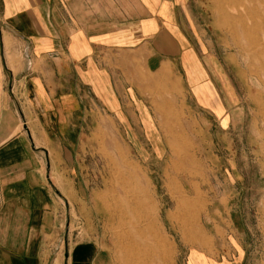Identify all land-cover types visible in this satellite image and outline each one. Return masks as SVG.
Instances as JSON below:
<instances>
[{"label": "rangeland", "instance_id": "1", "mask_svg": "<svg viewBox=\"0 0 264 264\" xmlns=\"http://www.w3.org/2000/svg\"><path fill=\"white\" fill-rule=\"evenodd\" d=\"M178 1L174 59L149 67L138 51L130 85L121 78L84 99L73 165L58 172L72 186L58 189L67 203L50 239L54 264L81 242L97 247V264H126L129 239L118 241L122 226L107 217L136 184L147 188L166 264H264V12L245 10L257 0H220L222 10L217 0ZM162 68L175 81L169 92L145 77ZM138 243L134 264H151Z\"/></svg>", "mask_w": 264, "mask_h": 264}, {"label": "crops", "instance_id": "2", "mask_svg": "<svg viewBox=\"0 0 264 264\" xmlns=\"http://www.w3.org/2000/svg\"><path fill=\"white\" fill-rule=\"evenodd\" d=\"M178 4L0 0V264H54L50 239L67 203L58 189L72 186L58 172L73 165L84 99L121 78L130 85L138 51L149 67L174 59ZM97 256L81 242L61 263L97 264Z\"/></svg>", "mask_w": 264, "mask_h": 264}, {"label": "bare ground", "instance_id": "3", "mask_svg": "<svg viewBox=\"0 0 264 264\" xmlns=\"http://www.w3.org/2000/svg\"><path fill=\"white\" fill-rule=\"evenodd\" d=\"M233 1H238V0H224L223 2H226L227 5H231ZM240 1H244V0H240ZM245 1L253 2L252 0H245ZM216 6L218 9L222 10L221 7L222 5L220 3V0H217ZM245 10L247 12L250 11L251 13L258 15L259 13L264 12V3L261 0H257L252 5L246 6ZM223 11H225V9ZM240 22L242 24L241 27L244 30V32L245 33L248 32V28H246V26L244 25L241 19ZM169 74L170 73L167 71L166 68H162L158 71V73L155 76L148 74L145 77L146 80H148L149 82H154L157 78L160 79L165 86V91L169 92V90H173L175 87V81L169 80L168 77ZM135 187H136V191H135L136 193L135 194L132 193L133 194L132 198L126 200L122 209L119 208L114 213L108 214L107 219L110 222H114L115 220H118L120 222L122 227L115 232V237L118 239V241H121L124 238L129 239V243L126 242L127 245L121 248V252L123 253V256L126 257L125 260L126 264L136 263L138 256H136L134 251H132V248L133 246H135L136 242H139L138 244L143 243L144 251H142V255L145 253L146 255L150 256L152 260L150 261L151 264L154 263L166 264L167 263L166 261H168V251H169L167 248L168 244L166 242V239L162 237L158 231L155 230L154 219L150 215L151 214L150 210H152V207H150V205L146 202V199L148 198V193L146 191L147 188H142L137 184ZM184 206L186 205L184 204ZM191 210H192V206H189L186 209V211L189 212L188 213L189 215H192ZM138 211L140 212V215L138 214ZM134 214L136 217H134ZM190 218H192V216ZM126 219L129 220L131 219L132 221H125ZM183 224H186V225H182L183 227L188 226V224L185 222ZM183 227H180L179 229L181 231H184ZM133 236L135 237V241H134L135 244L131 243ZM150 253H153L155 257L153 255H150Z\"/></svg>", "mask_w": 264, "mask_h": 264}]
</instances>
